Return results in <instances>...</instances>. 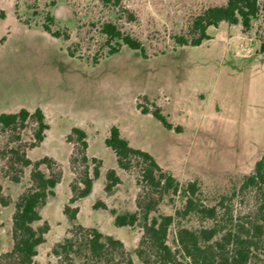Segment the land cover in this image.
Wrapping results in <instances>:
<instances>
[{
    "label": "rangeland",
    "instance_id": "obj_1",
    "mask_svg": "<svg viewBox=\"0 0 264 264\" xmlns=\"http://www.w3.org/2000/svg\"><path fill=\"white\" fill-rule=\"evenodd\" d=\"M225 2L122 0L113 6L102 0H0L5 12L0 20V112L40 107L49 128L45 140L26 153L31 160L50 156L61 170L53 194L38 205L49 229L31 264L56 262L52 247L73 224L96 227L120 239L132 264H145L135 253L142 234L139 223L116 226L110 213L111 208L136 210L135 199L143 193L138 166L118 169L120 182L109 191L103 187L105 170L114 162L103 142L112 124L130 145L150 152L180 187L195 181L199 202L213 205L228 196L234 215L253 210L252 193H241L239 185L264 154V0H258L260 11L246 31L240 23L221 21L207 27L210 38L199 45H180L174 39L188 35L193 18L203 9ZM104 22L138 39L144 54L125 44L110 53L109 46L117 45L116 40L106 43L100 32ZM44 23L67 37L50 35ZM136 103L158 105L173 128L165 129L150 113H141ZM73 126L87 131L86 153L101 160V179L70 204L78 207L70 220L63 206L75 177L70 165L74 147L66 140ZM32 128L29 120L21 131L23 142L31 141ZM10 138V131L0 130V194L8 202L0 203V253L12 245L14 201L30 185V167L23 169L18 182L5 175L4 152L16 145ZM41 168L48 173L44 165ZM97 201L106 208H94ZM184 201L181 190L168 193L151 212L174 216L167 233L173 249L179 226L211 225L194 213L176 215ZM74 262L84 264L79 257Z\"/></svg>",
    "mask_w": 264,
    "mask_h": 264
},
{
    "label": "trees",
    "instance_id": "obj_2",
    "mask_svg": "<svg viewBox=\"0 0 264 264\" xmlns=\"http://www.w3.org/2000/svg\"><path fill=\"white\" fill-rule=\"evenodd\" d=\"M102 1L113 6H119L122 2ZM259 11L258 0H226L224 4L203 9L193 18L188 35L175 36L174 39L180 45H199L210 38L207 27L216 26L221 21L240 23L246 31ZM4 17L5 12L0 9V20ZM47 17L51 19V16ZM42 27L54 37H67L66 33L52 30L46 23ZM100 32L106 37L108 45L116 40L117 47L109 46L110 53L116 52L118 46L125 44L144 54L142 43L123 33L116 24L104 22ZM260 51H264V41L260 44ZM136 106L141 113H150L165 129L173 128L158 105L152 104L153 107L149 108L136 103ZM29 120L33 122L32 138L29 142H23L21 131ZM48 128L44 112L38 106L32 111L21 107L14 112H0V130L10 131V142L16 144L7 146L4 152L5 175L11 181L18 182L23 169L30 167V185L14 201L11 216L12 245L9 250L0 253V264H31L37 253V246L44 242V235L49 229L48 222L42 221L38 205L44 203L48 195L53 194L55 185L60 181L61 170L50 156L44 155L31 160L26 153L28 148L42 142ZM66 140L74 147L70 165L75 177L70 183L71 196L63 206V213L73 220L78 207L70 204L91 191L94 179L100 175L101 160L87 155V133L82 128L71 127ZM103 142L113 152L119 168L129 170L134 164L139 168L137 183L142 187L143 193H139L135 199L136 210L117 212L111 208L110 213L116 226H133L139 223L142 234L135 253L140 261L145 264H264V154L241 179L239 191L252 193L254 208L239 216L233 214L232 207L227 203L228 196H222L213 205L199 202L196 198L199 188L195 181H189L184 187H180L177 178L164 170L150 152L130 145L117 125L109 126ZM42 165L47 168L48 173L42 170ZM104 179L106 191L120 182L114 168L105 171ZM178 190L183 192L185 201L183 207L176 210V215L194 213L203 220H210L211 225L198 228L179 226L174 239L177 247L173 249L167 243V233L174 216L151 215V212L156 211L164 195L176 193ZM0 203H8L2 194ZM93 207L106 208V205L97 201L93 203ZM68 233L62 241L53 245L51 252L57 261L49 264H77L74 257L81 258L84 264H132L123 242L96 227L73 224Z\"/></svg>",
    "mask_w": 264,
    "mask_h": 264
},
{
    "label": "crops",
    "instance_id": "obj_3",
    "mask_svg": "<svg viewBox=\"0 0 264 264\" xmlns=\"http://www.w3.org/2000/svg\"><path fill=\"white\" fill-rule=\"evenodd\" d=\"M119 128V127H118ZM86 131V130H85ZM46 133V132H45ZM86 133H87V131H86ZM87 138H88V134H87ZM105 138V137H104ZM45 140V137H44V139L42 140V142ZM41 142V143H42ZM88 149H89V142H88V147H87V152H88ZM113 153V152H112ZM113 156H114V154H113ZM89 157H92V156H89ZM114 158V157H113ZM109 168H114L115 170H116V172L118 171V169H120L118 166H117V164H116V161H115V158H114V162H113V164L109 167ZM108 169V168H107ZM106 169V170H107ZM105 170V171H106ZM105 174V173H104ZM117 175L119 176V174L117 173ZM101 179V172H100V175L98 176V178H96V179H94V181H93V183H92V188H91V191L93 190V188H94V186H95V184H96V182L98 181V180H100ZM103 181H105V179L103 180ZM57 185V184H56ZM56 185H55V187H56ZM55 187H54V190H55ZM101 187H102V184H101ZM103 187H104V184H103ZM90 191V192H91Z\"/></svg>",
    "mask_w": 264,
    "mask_h": 264
}]
</instances>
